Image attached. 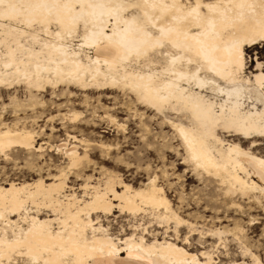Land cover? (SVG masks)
Returning <instances> with one entry per match:
<instances>
[{
  "label": "bare ground",
  "instance_id": "bare-ground-1",
  "mask_svg": "<svg viewBox=\"0 0 264 264\" xmlns=\"http://www.w3.org/2000/svg\"><path fill=\"white\" fill-rule=\"evenodd\" d=\"M8 4L16 8L9 10L11 19L0 17V95L15 99L18 87L27 94L59 88L128 93L179 142L180 164L202 185L209 221L238 210L237 199L262 203L264 156L253 150L264 141V63L256 61L246 76L244 53L264 43V0H5ZM36 138L16 125L0 128V154L49 148L66 161L44 180L0 185V264H262L239 226L206 229L184 220L188 205L182 194L172 205L156 176L135 189L100 168L102 178L93 185L92 177L83 180L81 196L68 193V174L80 176L90 145L67 135L54 146L36 147ZM215 193L226 202L213 200ZM115 212L133 220L150 213L164 231L150 234L137 224L128 234H113L103 221ZM180 227L218 241L230 232L239 260L221 263V253L214 256L217 251L202 247L190 252L188 237L179 239Z\"/></svg>",
  "mask_w": 264,
  "mask_h": 264
},
{
  "label": "rangeland",
  "instance_id": "rangeland-1",
  "mask_svg": "<svg viewBox=\"0 0 264 264\" xmlns=\"http://www.w3.org/2000/svg\"><path fill=\"white\" fill-rule=\"evenodd\" d=\"M244 55L245 75L249 76L248 74L254 71L256 61L264 63V43L246 48ZM15 90V99L4 92L0 95V128L16 125L19 129L33 132L37 137L36 147L40 143L54 146L64 142L67 135L85 140L87 145H90L86 149L87 164L84 162L83 166H80V176L76 178L68 174V193L74 192L75 195L81 196L79 186L83 180L92 177L89 185H93L95 179L102 178L100 168L118 176L125 184L135 189L145 183L148 177L156 176L158 185L163 186L172 205H176L178 196L182 194L183 202L188 205L184 207L187 208L183 214L184 220L208 229L222 227L230 231L234 226H239L243 230L244 242L264 264V212L260 206H264V200L261 199L262 203L257 205L247 203L245 199H237L239 211L227 209V213L220 215L222 219L220 218L219 222L209 221L210 218L207 217L210 214L203 210L208 199L190 168L180 164L182 151L179 149V142L171 138L172 132L169 128L160 127L152 112L136 106L128 93L80 92L73 89L66 92L59 88L55 91L45 89L42 93L27 94L22 87ZM8 93L11 95L13 91ZM85 96L88 97L86 102ZM138 113L143 114L142 120L138 118ZM223 136L225 140H231L230 137ZM101 145L104 146L103 151L98 148ZM175 150H178V153ZM49 151L47 148L41 153H31L11 148L5 155L0 154V185L9 182L31 184L38 178L44 180L48 178L47 175H53L60 168H64L66 161H63L60 153ZM253 151L263 157L264 141ZM169 183L172 186L168 191ZM215 194H219V197L213 200L218 203L226 202L220 193ZM103 224L107 225L113 234H128L131 232L129 227L137 224L148 227L150 234H162L164 231V227H158L150 213L142 214L133 220L126 214L115 212L107 218V223L103 221ZM178 236L179 239L188 237L185 247L190 252L200 250L201 247L212 249L211 251H217L214 256L221 253V263H225L228 258H240L239 246L230 232L221 236L218 241L212 234H190L185 227H180ZM215 247L219 249L215 250Z\"/></svg>",
  "mask_w": 264,
  "mask_h": 264
},
{
  "label": "snow or ice",
  "instance_id": "snow-or-ice-1",
  "mask_svg": "<svg viewBox=\"0 0 264 264\" xmlns=\"http://www.w3.org/2000/svg\"><path fill=\"white\" fill-rule=\"evenodd\" d=\"M0 8L5 9V11L0 12V17L11 19L12 15L9 13V10H15L16 5L14 4L5 5V0H0Z\"/></svg>",
  "mask_w": 264,
  "mask_h": 264
}]
</instances>
